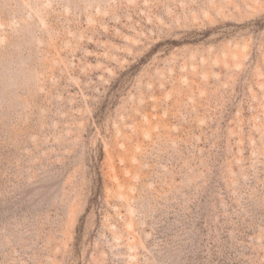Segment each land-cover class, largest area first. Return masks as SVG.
<instances>
[{
  "label": "rangeland",
  "instance_id": "rangeland-1",
  "mask_svg": "<svg viewBox=\"0 0 264 264\" xmlns=\"http://www.w3.org/2000/svg\"><path fill=\"white\" fill-rule=\"evenodd\" d=\"M0 264H264V0H0Z\"/></svg>",
  "mask_w": 264,
  "mask_h": 264
}]
</instances>
